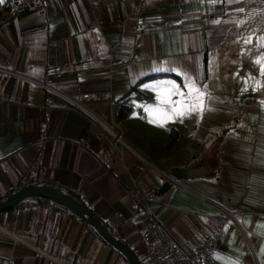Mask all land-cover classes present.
I'll list each match as a JSON object with an SVG mask.
<instances>
[{
  "label": "crops",
  "instance_id": "0c3cea01",
  "mask_svg": "<svg viewBox=\"0 0 264 264\" xmlns=\"http://www.w3.org/2000/svg\"><path fill=\"white\" fill-rule=\"evenodd\" d=\"M5 1L0 201L20 183L64 186L135 251L132 201L153 188L149 207L186 248L235 210L214 264H264V75L254 63L264 64V57L250 53L246 42L255 38L264 6L257 0H41L15 16ZM170 81L185 93L172 100L190 99L189 83L204 92V111L167 120L150 115L146 109H168L160 101ZM107 90L110 99L80 100ZM172 129L175 143L168 146ZM120 132L123 161L114 148ZM200 167L205 173L157 193L174 169ZM0 226L7 228L0 230V262L126 264L55 203L32 198L1 212Z\"/></svg>",
  "mask_w": 264,
  "mask_h": 264
},
{
  "label": "built area",
  "instance_id": "2783aa9c",
  "mask_svg": "<svg viewBox=\"0 0 264 264\" xmlns=\"http://www.w3.org/2000/svg\"><path fill=\"white\" fill-rule=\"evenodd\" d=\"M13 13L19 16L22 13L35 9L41 0H11ZM112 91L89 92L81 96V101L110 99ZM142 98H145L142 95ZM120 160H124L123 134H116L114 144ZM179 184V180L174 182ZM155 193L153 188H148L132 201L133 220L139 224L136 231L138 235L139 251L145 258L147 264H214L213 252L221 244L224 235L233 225V210L225 213L217 222L215 230L201 243L194 247L186 248L157 218L154 211L149 207L147 200ZM0 230L7 231L5 226ZM0 264H11L10 260H3Z\"/></svg>",
  "mask_w": 264,
  "mask_h": 264
},
{
  "label": "water",
  "instance_id": "95a60500",
  "mask_svg": "<svg viewBox=\"0 0 264 264\" xmlns=\"http://www.w3.org/2000/svg\"><path fill=\"white\" fill-rule=\"evenodd\" d=\"M206 168H196L191 171L176 168L168 180L161 186L157 193H166L174 182L186 176H196L205 173ZM30 198H44L55 204L64 206L81 218L85 223L91 225L104 240L117 249L130 264H143L135 251L125 243L108 225L94 212L92 208L83 201L76 198L66 187L48 184L43 182H33L24 184L11 193L5 200L0 201V213L9 211L17 207L21 202Z\"/></svg>",
  "mask_w": 264,
  "mask_h": 264
},
{
  "label": "snow or ice",
  "instance_id": "6c2138e0",
  "mask_svg": "<svg viewBox=\"0 0 264 264\" xmlns=\"http://www.w3.org/2000/svg\"><path fill=\"white\" fill-rule=\"evenodd\" d=\"M211 2L215 3L216 0H211ZM4 3V0H0V4ZM243 11V9H241ZM260 39L264 40V37H261ZM247 43H250L251 40L249 39L246 41ZM264 55V54H262ZM255 64L260 65L259 72L261 75H264V64L261 63V60L257 59L254 61ZM177 75H180V73H177ZM166 91L167 96L163 99H161L160 103L161 105H168V109L165 110L164 108H157V109H146V111L149 112L151 115L153 112H159L162 113V116L159 117L160 119L167 120L171 117H183L187 114H190L192 111H204V97L205 93L198 90L196 86L192 83H189L186 85V87L189 89V92L187 93V96L190 97V99L184 100H172L171 97L173 95L184 97L185 93L180 91L178 86L175 85L174 82H166ZM259 83L257 84V87H261ZM157 95L160 96V93L157 92ZM150 123L155 122V118L149 121Z\"/></svg>",
  "mask_w": 264,
  "mask_h": 264
},
{
  "label": "trees",
  "instance_id": "16d2710c",
  "mask_svg": "<svg viewBox=\"0 0 264 264\" xmlns=\"http://www.w3.org/2000/svg\"><path fill=\"white\" fill-rule=\"evenodd\" d=\"M10 4L11 6H12V8H13V4H12V1L11 0H7V1H5V4ZM125 109L126 108H123V110H122V116H125L126 114H125ZM128 110L131 112V109H129L128 108ZM175 129H172V136H171V138H170V140H169V144H174L175 143V136H173L174 135V133H175ZM25 183H20L18 186H16L15 188H13L6 196H4L3 198H1V201H3V200H5L11 193H13L17 188H19V187H21V186H23ZM76 198H78L79 200H81L82 201V199H81V197H80V195L79 194H75V193H72ZM31 199L32 198H30V199H27V200H25V201H23V202H21L17 207H19V206H22V205H25V204H27V203H29V202H31ZM36 199V201L37 202H41V203H53L52 201H50V200H46V199H44V198H35ZM57 207H59V208H61V209H63L67 214H69V215H71V216H73V217H75V218H78V219H80V220H82L81 218H79L77 215H75L72 211H70L69 209H67V208H65L64 206H61V205H59V204H55ZM17 207H15V208H17ZM14 208V209H15ZM83 221V220H82ZM84 222V221H83ZM85 223V222H84ZM86 224V226L96 235V236H98L100 239H102L104 242H106L105 240H104V238L91 226V225H89V224H87V223H85ZM107 243V242H106ZM108 244V243H107ZM109 245V244H108ZM110 247H112L114 250H116L118 253H119V255L124 259V261H125V263L126 264H130L129 263V261L125 258V256H123L117 249H115L113 246H111V245H109ZM136 253V252H135ZM137 254V253H136ZM138 255V254H137ZM138 257H139V255H138ZM140 258V257H139ZM140 260L142 261V259L140 258ZM143 262V264H147L146 262H144V261H142Z\"/></svg>",
  "mask_w": 264,
  "mask_h": 264
},
{
  "label": "rangeland",
  "instance_id": "374dc122",
  "mask_svg": "<svg viewBox=\"0 0 264 264\" xmlns=\"http://www.w3.org/2000/svg\"><path fill=\"white\" fill-rule=\"evenodd\" d=\"M257 1H258L259 6L260 5L264 6V0H257ZM259 6H258V8H259V12H260L261 7H259ZM254 36H255V38H253V41H251L250 43H247L248 48L250 50V53H252L253 51H256L255 54H258V55H261L262 57H264V55H262V54H264V40L260 39L261 37H264V15L262 18L260 13H259V17H258V28L255 31ZM251 50H253V51H251ZM167 145L172 146L174 144H169V142H168ZM135 251L139 255V257L142 259V261L146 262L145 258L142 256V254L139 252V250L135 248Z\"/></svg>",
  "mask_w": 264,
  "mask_h": 264
}]
</instances>
